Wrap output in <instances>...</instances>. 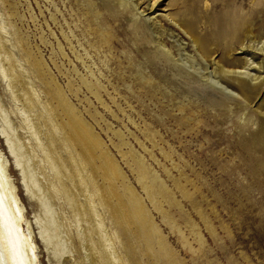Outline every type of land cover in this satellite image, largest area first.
I'll return each instance as SVG.
<instances>
[{
	"label": "rangeland",
	"instance_id": "obj_1",
	"mask_svg": "<svg viewBox=\"0 0 264 264\" xmlns=\"http://www.w3.org/2000/svg\"><path fill=\"white\" fill-rule=\"evenodd\" d=\"M170 1H164L156 15L172 12L178 21L186 19L178 9L186 4L190 10L192 0H173L178 5L162 12ZM206 1L210 5L228 0ZM141 17L142 23L131 22L129 12L113 6L106 9L101 0H0L3 36L37 96L39 110L53 123L46 132L62 158L69 161L73 155L83 164L85 181L97 190L96 207L106 232L126 264H264V173L256 172L264 164V145H260L264 140L251 138L247 130L252 125L240 128L247 112L235 125L231 122L235 114L225 117L227 125L200 108L183 111L197 97L189 100L180 92L169 66L150 61L154 45H140L138 35L146 30L157 37L154 32L161 30L168 47L178 45L173 60L179 65L187 54L196 58L197 51L181 50L191 40L166 17L157 25L145 22L147 12ZM52 78L62 89L57 95ZM64 96L72 115H66ZM0 101L9 116L0 113V157L7 165V179L16 187V208L28 223L36 203L21 183L22 168L16 167L9 136L16 135L27 146L36 164H42L43 155L1 75ZM254 105L246 107L248 113ZM66 117L82 131L85 122L89 134L108 150L119 197L108 199L101 193L104 176L66 142L67 130L59 122ZM8 120L16 133L7 128ZM240 145L249 151L246 155L255 157L256 167L254 172L240 171L234 179L223 168L235 166ZM229 147L236 152L232 154ZM78 200L84 204L83 198ZM107 200L115 203L117 214H111ZM55 205L61 206L58 199ZM62 217L70 219V213ZM25 230L36 264H56L35 221ZM68 250L58 264H80L82 249L71 257Z\"/></svg>",
	"mask_w": 264,
	"mask_h": 264
},
{
	"label": "bare ground",
	"instance_id": "obj_2",
	"mask_svg": "<svg viewBox=\"0 0 264 264\" xmlns=\"http://www.w3.org/2000/svg\"><path fill=\"white\" fill-rule=\"evenodd\" d=\"M101 1L106 9L113 6L129 12L131 22L142 23L143 19L140 17L147 12L149 17L145 22L152 20L157 25L156 21L163 23L166 17L174 27H179L182 35L190 38L192 43L183 45L179 50L193 48L197 51L196 58L187 54L181 65L173 60L174 49L178 45L171 44L168 47L161 30L154 32L157 37L141 30L138 41L142 46L154 45L155 51L150 53V61L162 67L169 66L171 79L176 81V87L184 96L189 97V100L191 96L197 97L189 101L183 111L200 108L205 115L211 114L215 120L221 118L227 125L225 117L235 114L236 118L231 121L235 125L239 117L242 118L247 112L240 128L246 129L252 125L247 130L251 138L264 140V0H228L210 5L206 0H192L190 10L186 4L178 9L179 14L184 12L186 15V19L181 21L172 12L165 16L156 15L157 9H162L166 0ZM177 5L171 0L162 12ZM163 28L162 24L160 29ZM181 32L177 36H181ZM41 65L47 67L46 63ZM0 75L11 97L21 105L23 124L43 155L42 164H36L27 146L16 135L9 136L8 142L17 159L16 167L22 168L21 183L25 184L27 196L36 203L33 219L29 218L28 223L23 222L16 208L13 196L16 187L7 179V165H4L0 157V264H36L25 230V227L30 229L33 221L38 227V235L45 249L50 252V257L55 259L56 264L68 248V257L73 256L74 251L78 253V248L82 249L84 258L80 264H126L121 253L112 244L110 234L106 232L96 207L97 190L91 189L89 182L85 181L81 172L83 164L73 155L69 161L68 158H62L53 144L51 134L46 132L53 123L39 110L37 96L8 46L1 25ZM159 79H163V76ZM52 80L57 95L62 89L53 78ZM61 100L66 107V115H72L70 107H67L70 103L66 96ZM252 105L254 110L248 113L246 107ZM0 113L9 118L1 101ZM59 122L67 130L66 142L74 144L84 163L87 162L91 169L100 171L104 176L101 178L103 182L99 184L101 193L108 199L119 197L112 172L113 162L102 142L89 134V126L85 122H82L84 131L75 125L74 119L66 117L65 120L59 119ZM7 126L11 132L16 133L9 120ZM261 143L260 145H264ZM232 148L229 147V150L233 154L236 151ZM229 150L223 149L222 152L229 154ZM239 150L241 153L238 159H234L235 166L223 168L225 174H230L234 179L240 171L254 172L253 168L256 167L255 157L250 153L246 155L249 151L245 150V146L240 145ZM259 167L261 170L256 169V172L264 173V164ZM39 174L42 176L38 177ZM254 180L259 181L258 178ZM92 183L96 185L94 179ZM78 198H83L84 204ZM57 199L60 207L55 205ZM107 201L111 214H117L119 210L115 203ZM136 201L139 203L137 198ZM66 213H70V219L62 217Z\"/></svg>",
	"mask_w": 264,
	"mask_h": 264
}]
</instances>
